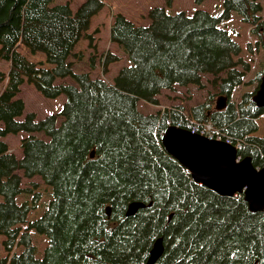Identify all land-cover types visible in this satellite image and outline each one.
Returning <instances> with one entry per match:
<instances>
[{
  "label": "trees",
  "instance_id": "trees-1",
  "mask_svg": "<svg viewBox=\"0 0 264 264\" xmlns=\"http://www.w3.org/2000/svg\"><path fill=\"white\" fill-rule=\"evenodd\" d=\"M50 2L0 0V59L9 62L7 72L0 70V243L6 252L0 264H145L159 237L163 253L154 264H264V210L250 211L242 193L221 195L195 182L160 143L167 121L187 130L209 122L241 144L237 155L264 167V136L254 134L264 107L252 99L264 75L259 1L221 0L219 15L154 6L146 26L114 14L110 41L131 64L112 82L75 72L68 60L89 35L102 0H83L75 11L68 2ZM231 11L251 26L255 50H263L253 71L221 26ZM20 44L43 52L51 66L28 60L17 50ZM105 54L107 70L120 56ZM205 74L215 93L187 111L180 104L150 114L137 109L139 99L159 104L164 90L202 87ZM64 77L75 84L55 82ZM25 81L45 97L64 94L60 111L42 119L23 114L24 102L16 95ZM215 97L223 100L222 108H215ZM19 132L26 133L21 157L2 140ZM19 172L39 176L51 189L43 212L31 220L27 215L40 193L31 203H18L16 197L29 190ZM132 201L145 206L126 216ZM31 232L47 240L39 257Z\"/></svg>",
  "mask_w": 264,
  "mask_h": 264
},
{
  "label": "rangeland",
  "instance_id": "rangeland-1",
  "mask_svg": "<svg viewBox=\"0 0 264 264\" xmlns=\"http://www.w3.org/2000/svg\"><path fill=\"white\" fill-rule=\"evenodd\" d=\"M261 9L259 15L264 20V0H258ZM68 2L70 8L75 11L83 0H51L50 4H61ZM102 8L91 17L89 28L86 37L81 38L75 45L74 54L68 57L72 62V69L75 72H89L92 77H101L107 82H112L114 75L123 67L131 64L130 59L126 56L123 49L116 43L110 41V22L116 13H122L127 19L136 25L146 26L150 19L148 17V10L154 6H163L169 13L184 11L187 14L193 13L197 9L206 10L213 15H219L222 12L221 0H171L168 5L167 0H102ZM230 34L231 38L240 46L241 56L251 61L252 71L263 59V50H255V37L250 33L251 26L242 20L241 16L231 11L229 17L221 22ZM251 42L249 49L248 43ZM17 50L24 55L28 60L37 62L44 67H50L51 64L45 60L43 52H31L27 47L20 44ZM115 53L120 56L119 60L112 62L108 65L107 70H104L103 59L105 53ZM9 62L0 59V70L7 72ZM252 76L249 73L247 78ZM209 75H203L202 87L188 85L185 87L176 86L174 90H164L158 96L159 104L152 105L141 99L137 101V109L143 114L155 113L158 110H163L172 107L173 105L180 104L184 110H188L191 106L205 100L209 92H214L208 83ZM56 83H70L75 84L70 77L56 78ZM3 82H0V90L2 89ZM242 88V87H241ZM241 88L235 92V98ZM243 88H245L243 86ZM215 93V92H214ZM16 97L22 99L24 102V112H34L37 119H42L47 115L54 114L60 111L65 101V95L60 94L57 97L49 98L43 96L33 84L23 82L20 86V91ZM219 97H215V102ZM22 117V116H21ZM20 117V118H21ZM258 128L254 132L257 136H264V114L257 119ZM26 133L19 132L16 134L10 133L2 137V140L7 143L9 148L14 151L17 157H21L22 150L20 147V140ZM39 138L47 139L43 133H35ZM22 178V187L25 189L17 197L16 201L22 203L27 201L32 202L34 195L38 192L39 199L36 201V207L32 208L28 215L27 220L38 217L43 212L48 200L51 196V189L46 185L39 176L26 178L19 172ZM33 244L36 246V255L41 256L44 246L46 245V237L43 234L31 232ZM3 236L0 235V242ZM20 247L17 251H20ZM6 254L5 249L0 243V256Z\"/></svg>",
  "mask_w": 264,
  "mask_h": 264
},
{
  "label": "water",
  "instance_id": "water-1",
  "mask_svg": "<svg viewBox=\"0 0 264 264\" xmlns=\"http://www.w3.org/2000/svg\"><path fill=\"white\" fill-rule=\"evenodd\" d=\"M253 102L264 107V75L253 95ZM218 99L216 109L223 107ZM164 151L177 160L192 179L209 189L226 196L242 193L252 212L264 210V167H255L249 157L237 161L236 148L224 141L191 133L174 125L167 126L160 136ZM145 204L132 201L127 205L126 216L133 215ZM109 206L106 212L109 214ZM163 253L162 239H155L145 264H154Z\"/></svg>",
  "mask_w": 264,
  "mask_h": 264
},
{
  "label": "built area",
  "instance_id": "built-area-1",
  "mask_svg": "<svg viewBox=\"0 0 264 264\" xmlns=\"http://www.w3.org/2000/svg\"><path fill=\"white\" fill-rule=\"evenodd\" d=\"M191 132L200 133L209 139L224 140L227 143H232L231 139L226 136L219 128L213 127L209 123L203 124L198 130L195 127H192ZM235 146L236 148H240L241 144L237 142Z\"/></svg>",
  "mask_w": 264,
  "mask_h": 264
}]
</instances>
